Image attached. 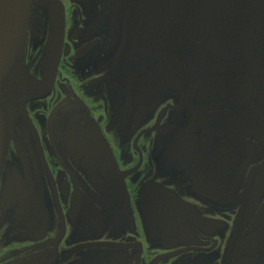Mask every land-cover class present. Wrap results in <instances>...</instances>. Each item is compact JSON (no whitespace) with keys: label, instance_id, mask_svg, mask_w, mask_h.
Masks as SVG:
<instances>
[{"label":"flooded vegetation","instance_id":"flooded-vegetation-1","mask_svg":"<svg viewBox=\"0 0 264 264\" xmlns=\"http://www.w3.org/2000/svg\"><path fill=\"white\" fill-rule=\"evenodd\" d=\"M49 1L56 72L30 0L0 100V264H264V0Z\"/></svg>","mask_w":264,"mask_h":264},{"label":"water","instance_id":"water-1","mask_svg":"<svg viewBox=\"0 0 264 264\" xmlns=\"http://www.w3.org/2000/svg\"><path fill=\"white\" fill-rule=\"evenodd\" d=\"M45 1L53 8L49 0ZM29 6L30 0H0V100L13 84L25 57ZM62 24L59 12L53 8L51 35L45 58L47 74L56 72L60 58Z\"/></svg>","mask_w":264,"mask_h":264}]
</instances>
